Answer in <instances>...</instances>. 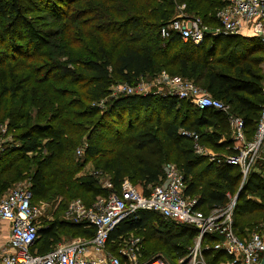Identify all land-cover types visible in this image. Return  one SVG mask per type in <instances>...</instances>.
<instances>
[{
    "label": "trees",
    "instance_id": "obj_1",
    "mask_svg": "<svg viewBox=\"0 0 264 264\" xmlns=\"http://www.w3.org/2000/svg\"><path fill=\"white\" fill-rule=\"evenodd\" d=\"M57 1L65 5L59 15H39ZM181 5L187 17L220 26L216 13L225 0H0V125L17 142L0 154V191L27 179L32 203L60 196L90 207L96 197L109 193L96 173L107 177L117 192L128 180L146 194L160 183L163 165L174 161L186 185L184 195L196 198L199 210L225 206L229 194L236 196V236L242 239L264 228L262 163L255 164L240 188L238 167L208 162L195 154L191 139L179 135L180 130L194 133L201 145L235 155L226 115L176 97L110 96L115 81L131 86L140 77L168 70L229 106L243 120L247 139L252 138L263 103L264 61V56L252 55L263 52L262 44L249 36L207 37L215 44L233 41L234 55L223 63L213 61L204 40L194 45L177 35L162 39L161 28L178 16ZM47 19L52 20L50 28ZM219 65L229 72L218 70ZM183 107L179 121L154 120L161 116L157 112L177 116ZM142 111L144 120L137 125ZM90 162L91 173L80 175ZM65 204L59 203L51 220L38 224L33 252L50 251L64 233L87 239L94 235L93 227L59 219ZM129 235L141 239L145 260L163 251L173 258L184 256L194 233L138 211L112 230L109 248ZM218 255L208 252V264H215L213 256Z\"/></svg>",
    "mask_w": 264,
    "mask_h": 264
},
{
    "label": "built area",
    "instance_id": "obj_2",
    "mask_svg": "<svg viewBox=\"0 0 264 264\" xmlns=\"http://www.w3.org/2000/svg\"><path fill=\"white\" fill-rule=\"evenodd\" d=\"M184 8L181 5L178 10ZM216 18L220 26L212 28L198 18L177 16L161 28L160 36L166 40L177 35L182 42L199 45L206 36H233L245 27L264 44V0H225V6L216 13ZM143 77L131 86L125 83L112 85L110 96L161 94L162 97L187 100L200 110L211 109L222 113L227 117L237 153L219 158L198 144L197 135L184 131L183 135L193 142L195 154L206 157L210 163L238 167L242 176L240 188L257 162L264 167V74L261 86L263 103L250 140L244 132L243 120L232 114L229 106L212 98L195 83L165 72L157 77L158 84H145ZM162 88L166 92H161ZM80 152L78 150L76 154ZM162 171L160 183L148 187L146 194H140L128 180L122 182L117 192L110 180H106L100 184L109 193L96 197L90 207H85L79 200L70 203L66 210L68 221L84 228L93 227L94 235L89 239L78 237L71 242L60 243L44 254L32 251L38 240L39 212L33 206L29 187L13 189L0 201V234L3 227L6 228V237L0 240V264H208V252L220 254L213 256L215 264L261 263L264 228L252 231L242 239L235 235L233 210L236 196L227 195L229 200L225 206L204 213L197 208L196 198L184 195L186 185L177 166L166 163ZM138 211L152 212L186 227L194 233L193 246L174 263H167L158 256L143 260L138 238L122 239L116 253L110 254V233L122 220Z\"/></svg>",
    "mask_w": 264,
    "mask_h": 264
},
{
    "label": "rangeland",
    "instance_id": "obj_3",
    "mask_svg": "<svg viewBox=\"0 0 264 264\" xmlns=\"http://www.w3.org/2000/svg\"><path fill=\"white\" fill-rule=\"evenodd\" d=\"M53 5H54V8H52L51 10L50 9H45L44 12H40L39 15H46L47 17H51L52 14H56V15H59L60 14V7H62L61 8L62 11L65 10V5H63L60 1L55 2V4H53ZM184 13H185V9L184 10H180L179 13H178V16H186V14H184ZM198 19H200V18H198ZM51 22H52L51 19H47V21H46L47 24H45L47 28H50L52 26V24H51V26H50V24H48V23H51ZM240 36H243V35H240ZM207 37H210V36H206L203 39L204 40L203 41L204 43L202 45L204 46V49L205 48L208 49L207 51H209L211 53V55L213 56V61L216 60V59H219V60H221L224 63V62H226L229 59V57H231L230 55H232V54L234 55L235 50H234V46H233V43H232L233 41L230 40L228 42V44L226 43V41H223V42H220V43H216L215 44L214 42H212ZM233 37H236V36H233ZM237 37H239V36H237ZM259 44H262L264 46V44L261 43V42H259ZM262 45L260 47L262 48V51L263 52L262 53L261 52L254 53V55H252L253 57H261V56H264V47H262ZM260 68H261V73L263 75L264 74V61L261 64ZM218 70L223 71V72H229V70L226 68L225 65H219L218 66ZM167 71L160 70V72L157 71L159 73L156 74V75H154V76H149V75L144 76L142 78V82H144L145 84H149V85L152 84V83L158 84L157 83V77L159 76V74L161 72H165L166 74L169 75V73ZM114 84H119V82L118 81H115ZM153 89H155V88H152V90ZM161 90H162L161 92H166V89H164V88H162ZM154 95L155 96H162L161 94H154ZM155 109H156V111L159 110L158 107H156ZM184 109H185V107H183V109L181 110L180 114L177 115V116H176V113L175 112H172L170 114H166L164 111L163 112H157L158 114H161V116L159 117V115H157V116L155 115L156 118L154 120H155L156 123H161V124H165L166 122L171 121V120H174V119H176V120L179 121L181 115L183 114ZM144 116H145L144 111H142L140 113L139 121L136 123L137 125L140 124V123H142V121L144 120ZM125 117H128V114H126ZM157 117H159V119ZM125 123H127V121H125ZM136 124H134V126ZM183 132H184V130H180L179 131L180 137L189 139L188 137H186V136L183 135ZM11 144H17V142L13 139V137L10 134H6L5 133V127L3 125H0V154L2 153V150H4L5 148H7L8 145H11ZM198 144L201 145L200 143H198ZM201 146L203 147V149L206 152L211 153V154H214L215 156H217L219 158H222V157L225 156V155L222 154V151L221 150L211 149V148H209L207 146H204V145H201ZM10 157H13V156H10ZM199 157H201V156H199ZM202 158L205 159V160H207L206 157H202ZM8 159H10V158H6L5 161H7ZM166 162H168V161H163L162 165L164 163H166ZM170 162L171 163H174V161H170ZM204 163H206V162H204ZM92 165H93V162L88 163L82 169V171L80 172V175L90 174L91 171H92ZM215 165L216 166H220L222 164H215ZM202 166H203V164H200L196 169L199 170V169H201ZM95 177H97V179H98L99 182H102V181L104 182V181L108 180L107 177H105L103 174L100 175V173H96V176ZM28 187H29V181L27 179H24V180H22V181H20V182H18L16 184H14L13 186L8 187L6 190L0 191V201L10 191H12L13 189H16V188H28ZM227 195H229V194H227ZM229 196L232 197L231 195H229ZM75 200H79V199H71V200H68L67 201L63 197L55 196L52 199H47V200H44V201H36V202H33V206L36 207L37 210H38V212H39V216H38V219H37V223L38 224H41L44 221L51 220V215L54 213V211L58 207L59 203H61V204L62 203H66L65 204V207L62 208L58 212L59 219H61L62 221L69 222L68 219H67V216H66V210H67L68 206L70 205V203H72ZM228 200L229 199L227 197V202H228ZM63 235H61L59 243L71 242L73 240H76V238H78V237L73 236L72 234H68V233H64ZM128 238H136V237L129 236ZM138 239L141 240L139 237H138ZM175 243L180 244L181 243V240L179 239V240L175 241ZM188 243H189L188 247L191 248L193 246V242H191L189 240ZM140 245L142 246V244H140ZM170 254H168L166 251L156 252L152 257L158 256V257H160L162 260H164L167 263H174L178 259L181 258V255L177 256L176 254H174L175 255L174 256L175 258H173V256L172 255L170 256Z\"/></svg>",
    "mask_w": 264,
    "mask_h": 264
},
{
    "label": "crops",
    "instance_id": "obj_4",
    "mask_svg": "<svg viewBox=\"0 0 264 264\" xmlns=\"http://www.w3.org/2000/svg\"><path fill=\"white\" fill-rule=\"evenodd\" d=\"M240 35H243V36H249V37H254L252 34H250V32L248 31V29H246L245 27L241 29L240 33H238L237 35H233V36H240ZM213 37V36H212ZM214 37H220V36H214ZM213 37V38H214ZM256 38V37H255ZM258 39V38H257ZM259 40V39H258ZM260 42V40H259ZM129 236H132V235H129ZM129 236L127 237H123V238H120L119 240V243L113 248H108L109 250V253L110 254H115L116 251H117V248H118V245L123 241L122 239H125V238H128ZM6 237V228L3 227V229L1 230V234H0V240H3L4 238ZM138 238V237H136ZM141 241V240H140ZM142 243V242H141ZM60 244V243H59ZM58 245V244H57ZM142 253V251H141Z\"/></svg>",
    "mask_w": 264,
    "mask_h": 264
},
{
    "label": "water",
    "instance_id": "obj_5",
    "mask_svg": "<svg viewBox=\"0 0 264 264\" xmlns=\"http://www.w3.org/2000/svg\"><path fill=\"white\" fill-rule=\"evenodd\" d=\"M260 264H264V252H263V255H262L261 263Z\"/></svg>",
    "mask_w": 264,
    "mask_h": 264
}]
</instances>
